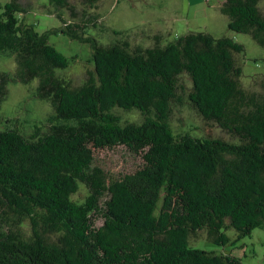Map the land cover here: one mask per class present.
<instances>
[{
	"label": "trees",
	"instance_id": "16d2710c",
	"mask_svg": "<svg viewBox=\"0 0 264 264\" xmlns=\"http://www.w3.org/2000/svg\"><path fill=\"white\" fill-rule=\"evenodd\" d=\"M83 1L88 10L100 2ZM263 1L224 0L219 8L230 30L262 47ZM49 4L63 25L44 33L23 22L21 0L0 4V53L16 64L14 75L0 71V109L11 82L38 80L36 96L53 111L30 136L0 130V264H243L189 240L205 230L226 247L234 244L230 229L239 238L264 229V99L241 87L235 54L244 46L207 33L166 45L156 36L147 48L127 38L102 45L86 34L96 16L78 19L70 0ZM52 34L90 45L94 71L82 85L57 76L75 58L50 44ZM183 75L192 82L190 105L238 142L174 132ZM117 109L137 110L142 121L124 122ZM116 147L143 165L116 176L95 165ZM82 186L88 195L77 201Z\"/></svg>",
	"mask_w": 264,
	"mask_h": 264
},
{
	"label": "rangeland",
	"instance_id": "374dc122",
	"mask_svg": "<svg viewBox=\"0 0 264 264\" xmlns=\"http://www.w3.org/2000/svg\"><path fill=\"white\" fill-rule=\"evenodd\" d=\"M28 7V13L21 15L24 23L34 24L39 33H44L63 24L57 18V12L50 6L49 0H21ZM224 0H100L96 7L88 10L83 0H70L83 20L96 16L94 26H90L86 34L98 40L102 45H110L121 38H127L132 47L143 48L154 46L158 36L166 45L188 33H207L217 39L232 38L242 44L245 51L235 54V61L242 67L241 87L247 93L255 94L258 99H264V47L258 45L247 34L236 33L229 29L230 19L220 12ZM9 0H0L6 4ZM264 14V1L259 4ZM64 19L73 21L68 10H62ZM114 31L122 32L121 36ZM49 42L69 59L75 58L67 69L56 70L57 76L69 80L73 87L82 85L90 71H94L91 47L87 43L72 40L64 34L50 35ZM16 64L14 57L0 53V71L14 75ZM185 88L182 93V104H173L171 126L176 134L190 133L194 137L220 138L228 142H238V139L221 129L218 124L206 121L194 107L190 105L188 93L192 82L187 75L180 78ZM38 80L30 84L11 82L8 86V97L0 109V130L18 129L22 134L30 136L35 126L43 127L48 117L53 113L50 103L36 96ZM123 121L140 123L141 113L137 110L123 111L117 109ZM96 166L102 168L110 176L126 174L135 171L143 160L123 147H116L99 155ZM88 195V190L82 186L74 196L82 201ZM102 219H97L96 225L101 226ZM227 235L232 244L226 247L216 245L207 237L205 230L199 231L189 240L190 247L216 254H232L240 258L243 264H264V229H255L252 236L239 238L235 229H230Z\"/></svg>",
	"mask_w": 264,
	"mask_h": 264
},
{
	"label": "built area",
	"instance_id": "2783aa9c",
	"mask_svg": "<svg viewBox=\"0 0 264 264\" xmlns=\"http://www.w3.org/2000/svg\"><path fill=\"white\" fill-rule=\"evenodd\" d=\"M203 2H209V1H211V0H202Z\"/></svg>",
	"mask_w": 264,
	"mask_h": 264
}]
</instances>
